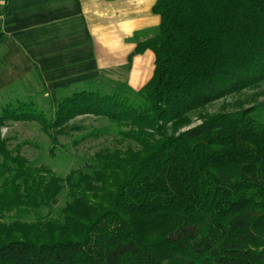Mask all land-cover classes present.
Wrapping results in <instances>:
<instances>
[{"label": "trees", "instance_id": "1", "mask_svg": "<svg viewBox=\"0 0 264 264\" xmlns=\"http://www.w3.org/2000/svg\"><path fill=\"white\" fill-rule=\"evenodd\" d=\"M153 11L160 24L135 34L129 57L153 50L152 78L138 91H73L48 124L104 116L139 149H107L62 177L0 138V264H264V121L249 108L166 127L264 80V0H157ZM35 106L19 98L0 123L46 122Z\"/></svg>", "mask_w": 264, "mask_h": 264}, {"label": "crops", "instance_id": "2", "mask_svg": "<svg viewBox=\"0 0 264 264\" xmlns=\"http://www.w3.org/2000/svg\"><path fill=\"white\" fill-rule=\"evenodd\" d=\"M156 2L0 0L2 103L19 99L5 93L22 81L38 92L73 86L77 91L107 77L111 84L140 90L154 74L155 53L148 49L131 63L129 57L137 46L135 34L161 22L153 11Z\"/></svg>", "mask_w": 264, "mask_h": 264}, {"label": "rangeland", "instance_id": "3", "mask_svg": "<svg viewBox=\"0 0 264 264\" xmlns=\"http://www.w3.org/2000/svg\"><path fill=\"white\" fill-rule=\"evenodd\" d=\"M108 79L98 77L96 81H93L94 83L83 87L76 86V89H102L104 92L116 90L114 83H109ZM74 87H59L55 91L46 87L44 91L38 92L34 87L22 81L5 93L7 95L10 92L12 100L18 97L35 103V110L41 112L46 118V122L36 119H7L0 123V138L4 140L8 151L13 156L25 160L30 166L43 173L65 177L74 170L85 169L84 167L91 163L99 153L107 149L125 151L129 147L140 148L134 141L121 137L119 131H127L129 127L124 125L117 128L109 118L104 116L81 114L61 127H48L56 116L62 97L71 94ZM4 104L5 102L2 103L0 99V115ZM249 108L251 115L257 120L264 121V80L192 111L187 115L189 122L186 125L180 124L173 127L168 124L166 127L169 133L174 131L179 133L200 124L209 115L222 112L232 113ZM94 195L96 194L93 193V198L97 199ZM65 200V195H62L54 208L57 210L60 206H64ZM43 212L47 213L48 209ZM25 219L33 220L35 215L32 214ZM24 230L29 232L28 227Z\"/></svg>", "mask_w": 264, "mask_h": 264}]
</instances>
